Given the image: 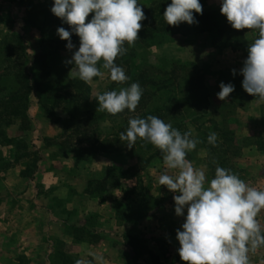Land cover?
I'll list each match as a JSON object with an SVG mask.
<instances>
[{
  "label": "trees",
  "instance_id": "trees-1",
  "mask_svg": "<svg viewBox=\"0 0 264 264\" xmlns=\"http://www.w3.org/2000/svg\"><path fill=\"white\" fill-rule=\"evenodd\" d=\"M15 1L23 9L20 26L16 25L11 11L6 10L2 14V23L6 28L0 29V176L19 164H23V176L32 178L37 172L38 162L43 156L27 134L31 130L30 110L34 99L42 115L63 123L60 134L44 139V146L56 147L57 156L73 155L79 160L88 161L99 154H108L120 155L135 162L128 168L110 164L102 178L90 180L87 192L94 197H102L108 190L121 191L126 201H131V197L137 193L144 195V181L138 175L161 152L139 138L131 148L126 145L127 141L121 139L120 134L127 129L129 119L135 117L154 115L182 134L190 132L191 138L200 141L196 147L205 150L212 176L217 166L232 171L235 169L233 160L242 156L245 147L228 123L231 113L228 108L234 106L236 99L220 104V108H228L218 120L209 112V79L213 74L210 69L205 70L192 61L166 56L152 63L150 53L153 47L172 42L177 37L195 40L206 34L213 48L220 51L229 48L247 57V48L257 36L255 30L232 28L221 14L220 7L208 8L210 0H200L203 14L194 12L198 24L182 22L178 26L168 25L163 19V12L171 0H138L146 19L140 22L142 26L135 43L128 45L125 42L123 47L127 51L114 61L125 70L129 80L121 84L109 79L100 94L118 91L132 82L140 84L143 94L134 112L125 109L117 115H110L97 110L95 97L98 95L92 94L90 83L71 78L69 72L72 66L62 59L63 52L67 50V41L60 39L56 31L58 27L66 30H70V27L51 13L53 0ZM27 28L37 31L39 35V50L35 54L30 52L23 34ZM71 40L74 45H79L76 34H72ZM220 77L225 84H242L243 80L240 72L235 75L224 73ZM238 98L235 108H243L246 102L256 99L250 94ZM61 113L65 114V118ZM16 124H19L22 133L10 136L8 129ZM104 124H109V130L103 128ZM212 132L217 135L215 146L207 142ZM263 143L264 133L251 144L264 151ZM186 159H195L193 150L187 153ZM128 180H134L130 188L124 186ZM119 210L121 214L125 213V208ZM74 230L78 239L87 238L84 227H75ZM125 241L134 246L133 261L138 264L142 254L136 245L141 240L129 235ZM78 260V254L72 253L66 243L59 242L50 264H76ZM82 264L95 263L88 261Z\"/></svg>",
  "mask_w": 264,
  "mask_h": 264
},
{
  "label": "clouds",
  "instance_id": "clouds-1",
  "mask_svg": "<svg viewBox=\"0 0 264 264\" xmlns=\"http://www.w3.org/2000/svg\"><path fill=\"white\" fill-rule=\"evenodd\" d=\"M220 12L234 29H250L257 32L247 48V57L240 73L242 88L248 94L264 101V0H220ZM52 14L69 25L57 28L60 39L66 40V48L76 46L71 36L79 37V47L73 52L71 78L91 83L94 78H103L108 72L113 82L129 80L125 70L115 64L118 55L138 38L141 21L146 19L138 0H53ZM194 12L203 14L200 0H171L163 12L165 23L178 26L182 22L198 24ZM91 14V18H89ZM103 62L102 65L100 62ZM99 65V66H98ZM233 75L236 70H232ZM217 98L225 101L235 90L231 83L219 84ZM143 89L137 82L117 90L105 91L95 97L97 110L117 115L127 109L134 112L140 102ZM121 139L129 148L137 139L145 140L161 152L163 163L175 175L167 171L158 177L174 195V212L183 217L176 230L179 242L177 252L187 264H250L249 253L264 247V228L257 221L258 213L264 209V190L249 186L231 169L217 166L214 176L206 178L205 170L196 168L186 159L187 153L200 143L191 138L190 132L183 134L170 123L149 115L146 118H130ZM217 135L212 132L207 142L215 146ZM186 209V214H185ZM103 256L96 255L98 264ZM76 264H82L76 261Z\"/></svg>",
  "mask_w": 264,
  "mask_h": 264
},
{
  "label": "crops",
  "instance_id": "crops-1",
  "mask_svg": "<svg viewBox=\"0 0 264 264\" xmlns=\"http://www.w3.org/2000/svg\"><path fill=\"white\" fill-rule=\"evenodd\" d=\"M5 6H9L17 23H20L23 9L19 3L0 0V10ZM30 115L31 132L39 133L43 130L41 126L37 129L36 121L43 122L39 107L33 105ZM18 125L8 129L10 136L18 135L11 133ZM50 130L52 132L34 139L43 156L34 177L21 174L23 164L10 168L0 176V264H50L59 242L66 243L72 253L78 254L82 263L91 261L98 264L95 256L102 255L103 264H119L118 257L131 248L125 241L126 236L137 235L141 228L149 229V221L156 217L149 214L133 221L125 213L121 214L117 207L118 201L123 199L121 191L108 190L103 197L90 195L87 192L89 181L102 178L103 168L110 162L106 161L99 167L96 158L84 161L73 155L57 156L55 146H44L46 137H54L60 132L53 125H50ZM244 151L243 157L247 159L243 167L247 171L255 169L258 174L248 185L264 190V151L255 146ZM257 178L260 180L256 181ZM172 220L175 232L174 228L181 227L183 217L176 216L173 209ZM160 223L159 230L165 225L162 221ZM75 227H84L87 238L78 239ZM130 251L133 253L132 248Z\"/></svg>",
  "mask_w": 264,
  "mask_h": 264
},
{
  "label": "rangeland",
  "instance_id": "rangeland-1",
  "mask_svg": "<svg viewBox=\"0 0 264 264\" xmlns=\"http://www.w3.org/2000/svg\"><path fill=\"white\" fill-rule=\"evenodd\" d=\"M215 7H221L220 0H210L208 2V8ZM6 10L10 11L9 6H5L0 10L1 18L3 17V12H6ZM20 24L21 23H17L16 25L19 27ZM2 28H6L3 23ZM250 32H248V35H250ZM23 34L29 44L30 52L35 54L39 50L38 32L27 28L23 30ZM75 46L76 47L72 50L67 49L63 52L62 59L64 62L70 60L73 52L78 49L79 45ZM163 56L192 61L205 70L210 69L213 72L209 79V112L211 113V116H214L218 120H221L222 112L228 108H220L221 103H228L229 100L236 99V103L234 104L235 106L239 100L238 96H246V94H248L242 88V84L238 82L233 84L235 86V90L226 98L225 101L217 98L216 93L220 91L219 84L224 82L223 80H220V76L224 73L232 74L233 69H235L236 72H240L244 62H242V60L243 58L245 60L246 57L242 52H234L229 48L221 51L213 48L206 34L198 36L195 40L177 37L172 42L152 48V52L150 53V59L152 60V63H156V61ZM70 65L72 68L75 67L73 64ZM101 71L104 72V77L93 79V81L90 83L92 94L94 96L99 95L109 83L108 72L104 69ZM33 105L39 107L36 99L33 100L32 106ZM234 106H230L228 108L231 111L228 116V123L236 131L240 142H243L242 144L245 147H243L242 153H244L246 151H244V149L255 146L251 143L264 133V101H258V98H256L250 102H246V106L243 108L238 106L235 108ZM61 115L65 118V114L61 113ZM40 117H42L43 122L40 124V122L36 121L37 129L38 126H41L43 127V130H39V133H32L31 130L27 132L29 136L28 139H30V141L33 143L34 139L38 138V136L40 137V135H43L46 132H52L50 130V125L55 126V130L56 126L60 129L58 134H60L63 130L62 122H54L48 119L41 114V110ZM44 123L46 125H44ZM109 127V124L103 125V128L106 130H109ZM11 133L12 135L22 133L19 129V125L15 126ZM205 155V150L203 148L196 147L193 150V156L195 159L187 160L190 161L194 167L205 170L206 178L211 179L213 176L209 171ZM99 156H103L102 159H98ZM95 158L98 160L96 164L99 167H102L103 163L106 161L110 162L108 165L115 164L117 167L121 168H128L135 163L125 159L120 155L99 154ZM246 159L247 158L244 159L243 154L241 157L234 159L233 161L235 169L233 172L238 174L241 179L249 184L251 179H254L253 176H258V174L255 172V169L253 171H247V169L243 167ZM108 165L103 168V172H105ZM165 171H167L169 175H175L177 173V170H169L166 168V165L163 163L162 155L156 156L146 167V169L142 170L138 175L142 177L144 181V195L139 196L137 193L131 197V201L122 199L120 202L118 201L117 204L118 209L125 208V216L133 221L150 216L149 214L154 215L156 217L155 219H157L149 221L147 225L149 229L141 228L137 235H135L141 240L136 245L142 254L138 264H187V262L182 261L179 257L177 249L180 245L176 239V228H174L175 232L172 230V217L174 209L173 197L179 193H173L169 191L166 186L159 185L158 183L159 175ZM259 180L260 179L257 178L256 181ZM133 185L134 180H128L124 182L125 187L130 188ZM257 219H259L258 223H260L262 228H264V209L259 212ZM160 221L165 224L164 227H161V230L158 229V226L161 224ZM131 248L133 253L130 251ZM131 248L128 253H124V255H121L122 257H118L119 264H134V246H131ZM156 258L158 263L156 262ZM249 261L250 264H264V247L258 248L255 252H250Z\"/></svg>",
  "mask_w": 264,
  "mask_h": 264
}]
</instances>
